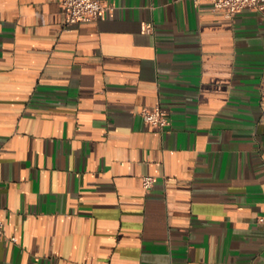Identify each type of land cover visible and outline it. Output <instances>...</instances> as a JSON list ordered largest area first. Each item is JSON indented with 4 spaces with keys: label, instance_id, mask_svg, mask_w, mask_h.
I'll list each match as a JSON object with an SVG mask.
<instances>
[{
    "label": "crops",
    "instance_id": "0c3cea01",
    "mask_svg": "<svg viewBox=\"0 0 264 264\" xmlns=\"http://www.w3.org/2000/svg\"><path fill=\"white\" fill-rule=\"evenodd\" d=\"M60 1L0 0V264H264V10Z\"/></svg>",
    "mask_w": 264,
    "mask_h": 264
},
{
    "label": "built area",
    "instance_id": "2783aa9c",
    "mask_svg": "<svg viewBox=\"0 0 264 264\" xmlns=\"http://www.w3.org/2000/svg\"><path fill=\"white\" fill-rule=\"evenodd\" d=\"M212 10L222 16L225 20L232 21L235 16L245 10L262 11L264 10V0H206ZM61 10L64 14V27L69 28L75 25L92 24L97 22L100 15L108 9L100 0H61ZM146 31H152V25L146 26ZM143 120L155 128H164L167 120L159 107L141 112ZM154 184L152 176L142 178V186L145 191H149ZM0 240L17 243L15 237H8L4 230V224L0 220Z\"/></svg>",
    "mask_w": 264,
    "mask_h": 264
}]
</instances>
